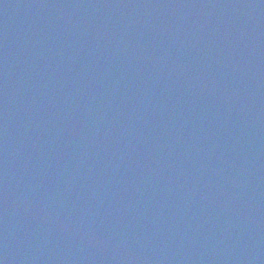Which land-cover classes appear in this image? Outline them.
I'll return each mask as SVG.
<instances>
[{
    "label": "water",
    "instance_id": "95a60500",
    "mask_svg": "<svg viewBox=\"0 0 264 264\" xmlns=\"http://www.w3.org/2000/svg\"><path fill=\"white\" fill-rule=\"evenodd\" d=\"M0 264H264V0H0Z\"/></svg>",
    "mask_w": 264,
    "mask_h": 264
}]
</instances>
